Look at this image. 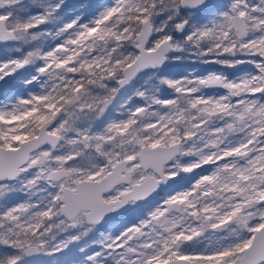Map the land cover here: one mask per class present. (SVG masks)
<instances>
[{
	"label": "snow or ice",
	"instance_id": "6c2138e0",
	"mask_svg": "<svg viewBox=\"0 0 264 264\" xmlns=\"http://www.w3.org/2000/svg\"><path fill=\"white\" fill-rule=\"evenodd\" d=\"M0 264H264V0H0Z\"/></svg>",
	"mask_w": 264,
	"mask_h": 264
},
{
	"label": "rangeland",
	"instance_id": "374dc122",
	"mask_svg": "<svg viewBox=\"0 0 264 264\" xmlns=\"http://www.w3.org/2000/svg\"><path fill=\"white\" fill-rule=\"evenodd\" d=\"M86 2H89V0H86ZM91 2L96 3V2H98V0H91ZM112 227H113V225H111L110 227L108 226L107 228L109 230H111Z\"/></svg>",
	"mask_w": 264,
	"mask_h": 264
},
{
	"label": "flooded vegetation",
	"instance_id": "af4514ba",
	"mask_svg": "<svg viewBox=\"0 0 264 264\" xmlns=\"http://www.w3.org/2000/svg\"><path fill=\"white\" fill-rule=\"evenodd\" d=\"M109 227L111 226V225H108ZM108 226H106V227H108Z\"/></svg>",
	"mask_w": 264,
	"mask_h": 264
}]
</instances>
